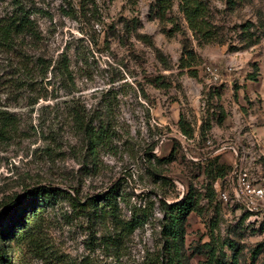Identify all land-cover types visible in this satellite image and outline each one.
I'll return each instance as SVG.
<instances>
[{
  "label": "rangeland",
  "instance_id": "obj_1",
  "mask_svg": "<svg viewBox=\"0 0 264 264\" xmlns=\"http://www.w3.org/2000/svg\"><path fill=\"white\" fill-rule=\"evenodd\" d=\"M25 1L47 39L46 59L67 53L73 77L52 69L46 78L22 72L0 51V110L16 123L0 140V215L14 199L24 204L27 189L36 186L62 189L83 205L114 191L120 221L135 213L143 221L133 234L121 235L60 199L46 213L56 248L73 264H151L162 255L160 200L177 202L191 186L204 194L207 160L232 163L222 149L232 143L228 121L240 82L264 76V0H208L226 44L204 47L177 0L172 16L183 32L175 34H169L172 24L151 17L154 0ZM9 4L0 0V19ZM247 23L262 38L254 46L243 42ZM186 40L202 59L192 68L197 77L182 66ZM181 119L193 132L188 141ZM217 206L219 216L206 206L203 217L189 219L190 264L205 263L202 246L216 222L215 235L234 241L242 249L240 264H251V252L264 243V213L246 217L219 199ZM256 264H264V252Z\"/></svg>",
  "mask_w": 264,
  "mask_h": 264
},
{
  "label": "trees",
  "instance_id": "obj_2",
  "mask_svg": "<svg viewBox=\"0 0 264 264\" xmlns=\"http://www.w3.org/2000/svg\"><path fill=\"white\" fill-rule=\"evenodd\" d=\"M177 1L179 12L200 47L226 44L225 34L213 21L208 0ZM174 6L175 0H154L150 7L151 17L156 18L162 25L169 23L173 25L169 34L183 32L178 19L172 16ZM35 16L36 12L25 0H10L9 11L0 19V51L10 60L17 62L22 72L27 71L33 75L38 71L40 77L46 78L52 69L51 73L55 76L72 78L71 63L67 53L63 52L55 61L46 59L42 51L46 48L47 39ZM252 27L250 23L242 26L243 42L248 46H254L262 39L250 33ZM27 49L40 53L30 55ZM181 61L183 68H189L191 74L197 77V71L192 68L200 65L202 59L191 47L190 41L184 42ZM254 78L252 76L249 79ZM225 117L223 113L219 122L224 123ZM15 124V119L10 113L0 110V140L9 136ZM179 125L184 136L188 139L193 138V132L186 128L183 119ZM90 137L91 144L95 145L93 143L95 137L91 134ZM206 165L205 174L208 184L204 194L191 186L185 196L177 202L169 204L163 199L160 200L163 213L160 231L163 240L162 255L152 259L151 264H190L186 253L187 226L190 217L193 214L203 217L206 206L214 208L218 215V193L215 184L218 180L227 177L233 168L220 163L219 159L207 160ZM164 181L170 182L168 179ZM60 199H68L70 205L77 211L88 214L92 212L90 215L93 219L106 226L111 223L115 230H119V234L124 236L133 234L143 223L137 219V213L130 222L120 221V208L114 191L95 199L91 198L83 205L79 199L62 189L36 186L27 189L24 204H17L18 199H14L4 205L5 210L0 215V264H33L35 261L42 264H73L69 257L56 248L49 234L46 213ZM203 201H206V205H202ZM249 215L247 214L246 217ZM5 219L7 223L3 225ZM219 226L217 222L211 224V240L202 246L206 252L204 264H240L242 249L237 248L234 241L215 235ZM228 250L232 253V257ZM263 252L264 243L251 252V264H256Z\"/></svg>",
  "mask_w": 264,
  "mask_h": 264
},
{
  "label": "crops",
  "instance_id": "obj_3",
  "mask_svg": "<svg viewBox=\"0 0 264 264\" xmlns=\"http://www.w3.org/2000/svg\"><path fill=\"white\" fill-rule=\"evenodd\" d=\"M242 88L237 92L238 102L233 103L232 116L229 117L230 129L227 131L228 136H233L229 140L232 143L227 144L222 150L227 154L232 163H223L234 168L242 164L241 156L248 153V156L257 154L259 160L251 164V170L255 175L264 174V76L255 77L254 79L242 80ZM238 106L253 122L254 130L260 137L261 147H255L246 130L242 131V121L238 117L235 107ZM240 154V155H239ZM249 160V159H248ZM222 163V162H221ZM231 174V173H230ZM230 174L224 179L216 182V191H231L232 186L229 181Z\"/></svg>",
  "mask_w": 264,
  "mask_h": 264
},
{
  "label": "built area",
  "instance_id": "obj_4",
  "mask_svg": "<svg viewBox=\"0 0 264 264\" xmlns=\"http://www.w3.org/2000/svg\"><path fill=\"white\" fill-rule=\"evenodd\" d=\"M207 70L214 74L212 69L208 68ZM235 109L242 121L241 130H246L255 147H261L262 142L254 130L253 122L240 107L236 106ZM182 138L188 141L186 136L182 135ZM241 159L243 160L242 164L235 166L229 176L231 191H217L218 199L224 204L239 206L252 216L264 213V174L255 175L251 170V164L256 163L259 156L257 154L248 156L246 152L241 156Z\"/></svg>",
  "mask_w": 264,
  "mask_h": 264
}]
</instances>
